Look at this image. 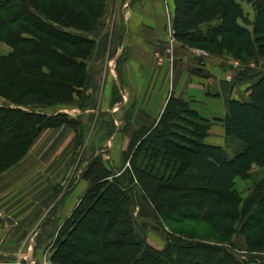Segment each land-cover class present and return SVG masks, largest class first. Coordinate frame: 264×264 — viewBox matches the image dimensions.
<instances>
[{"label": "trees", "instance_id": "trees-1", "mask_svg": "<svg viewBox=\"0 0 264 264\" xmlns=\"http://www.w3.org/2000/svg\"><path fill=\"white\" fill-rule=\"evenodd\" d=\"M106 3L0 0V44L12 49L7 56L0 55V96L16 105L45 107L71 105L76 96L82 97L90 84L88 62L96 47V41L84 33L100 29ZM173 3L172 28L178 41L189 45L216 43L222 33L206 40L201 29L222 18L240 44V54L245 51L249 57L257 53L255 38L248 29L251 22L234 3ZM253 25L256 34L264 33V0L256 6ZM227 108L223 120L214 121L222 122L227 138L240 142L242 148L232 157L226 148L204 143L213 120L200 116L188 101L171 97L158 124L136 135L141 134L130 152L129 169L114 172L115 168H108L101 157L90 162L83 173L89 187L57 232L51 264H204L199 261L202 258L209 259L208 264L253 263L242 260L234 237L244 238L248 253L264 254V180L255 186L243 208L233 194L237 177L247 176L254 165L264 168V161L253 154L256 150L264 155V74L252 86L248 101L232 99ZM185 113L199 121L190 125L193 147L176 141L174 130ZM65 125L79 129L68 114L0 106V174L27 154L41 133ZM142 150H150L154 159L163 151L166 159H180L182 166L165 176L149 167L131 165ZM133 189L143 193L154 207L186 205V213L180 214L178 222L206 224L222 241L189 240L175 234L163 249L152 247L136 231ZM205 193L211 195L206 200L202 198ZM85 222L94 226L93 234L83 232ZM69 225L72 227L67 230ZM87 238L95 245H87Z\"/></svg>", "mask_w": 264, "mask_h": 264}, {"label": "crops", "instance_id": "crops-1", "mask_svg": "<svg viewBox=\"0 0 264 264\" xmlns=\"http://www.w3.org/2000/svg\"><path fill=\"white\" fill-rule=\"evenodd\" d=\"M138 1L133 8L124 10L126 34L117 52L107 50L105 34L94 38L100 29L91 34L96 47L90 59L86 107L80 111V114L85 113L88 125L86 150L90 153L92 145L93 153L106 152L111 167L122 170L128 162L129 141L150 129L169 99L175 97L188 101L203 118L213 120L204 143L224 147L228 152L231 149L225 128L221 121L214 120H223L227 115L228 101L249 100L250 90L260 77L252 74L256 68L252 69V64L245 66L228 54L221 57L209 53L210 56L205 57L197 48L199 46L181 42L176 45L173 57L165 56L164 64L159 65L156 54H165V47L159 40L164 42L167 36L166 11L153 0ZM172 7L169 11L173 17ZM6 48L10 53L11 49ZM118 102L121 103L120 112L113 109L118 108ZM66 108L33 105L22 109L43 110L50 114L66 111L74 118L79 107ZM116 123L120 127H116ZM76 144L77 133L71 126L44 131L18 163L0 174V264H16L17 254L21 252L29 253L24 260L33 261V251L38 261L34 264H41L38 258L43 244H33L31 238L35 239V234L41 236L45 229L46 241L48 225L44 224L45 220L55 212L53 217L61 222V227L87 187L79 173L76 178L74 176L78 170V162L74 164V159L80 153ZM238 239L241 240L236 242L237 252L248 253L244 238Z\"/></svg>", "mask_w": 264, "mask_h": 264}, {"label": "rangeland", "instance_id": "rangeland-1", "mask_svg": "<svg viewBox=\"0 0 264 264\" xmlns=\"http://www.w3.org/2000/svg\"><path fill=\"white\" fill-rule=\"evenodd\" d=\"M153 1L157 2L158 7L161 4V8H164V10L166 11L165 12V18H166L165 25H166L167 36H166V39H164V42L162 41L163 39L159 40L160 44L163 43L162 47L163 46L165 47V54H162V53L156 54L157 63L159 62L158 64L162 65L165 62V59H164L165 56H169L170 59L173 57L176 45L180 41L176 39L172 31L173 17L169 9L173 8L172 6H174L173 0H153ZM225 1L234 3L235 7L240 9L242 14L250 20L251 25L248 27V29L252 32L255 38V46H256V52H257L255 56L247 57L248 54L245 51L244 53H242V55L240 54L241 46L238 43L236 37L227 31L222 18L216 19L215 21H213L212 23H210L209 25L201 29V33L203 34V36L204 35L206 36V40H210V38L214 39L216 37L217 32L222 33V36L220 34L218 38L216 39V43L205 44V45H193V46L195 47L199 46L197 48L201 49L200 53L203 54L205 57H209L210 56L209 53H211V55L214 54V55H219L221 57H225V55L228 54L233 58L235 57L236 60L242 62V64H244L245 66H249L250 64H252L251 68L252 69L253 67L256 68V69H253L254 70V72H252L253 75L254 73H256L255 75L264 74V33L256 34L254 32V25H253L256 19V6L261 0H225ZM135 2L138 3L139 1L138 0H107L106 11H105L104 17L100 21L101 24L99 25V28H100L99 34L97 37H94L95 39H97L99 38V35L101 33L105 34L107 38L106 41L109 47V49L107 50H111V51L113 50L117 52L118 46L119 48H121L120 42L123 41L124 34H126V31L124 29V20H125L124 10L133 8V5ZM84 34L86 37L93 39V37H91V34H94V32H91V33L86 32ZM120 36H123L121 41H120ZM196 36H198L197 33H196ZM207 36H209L210 38L207 39ZM0 45H2L0 47V50H1L0 55L7 56L9 53L7 52L6 46L9 47L10 49L11 47L8 46L6 43H1ZM186 45H189V44H186ZM90 62L91 60H89L88 62L89 73H90ZM88 88L86 89V93L82 97L76 96L77 98L75 102L77 104L70 105V106H64V107H67L66 109H70V108L76 109L77 107H79L77 110L79 113L72 112V114L75 113L74 118L71 117L68 113H66V111L61 112L64 114H68V116L76 120L77 124L79 125L78 131H76L75 129V132L77 133L76 148L77 147L79 148L80 153L79 155H77V159L76 160L74 159V164L75 162H78V166H76L78 170L76 171L74 176L76 178V176H78V173H79L80 175L79 177L81 178V180L85 181V184L87 186L86 190L89 187V181L84 179L83 173L85 172V168L88 166L90 162L94 160H99L98 158L101 157L104 160V164L106 163V166H108V168L111 167L110 162H108L109 160H107L106 152H103L104 155H102L103 153L100 154L99 151L93 153L91 149L92 145L90 147V153L89 151L86 150V146L88 145V142H87L88 125L85 121V113L80 114V111H84L86 107L85 100L87 99ZM0 100H2L1 101L2 103H0V106L8 105L9 107H14L18 109L23 108L22 105H16L14 103H11L9 102V100H6L5 98L1 96H0ZM120 105L121 103L118 102V108L114 107L113 109H115L117 112H120V108H119ZM52 108H55V106ZM164 110L160 114L158 121L154 125H152L150 128H153L154 126L158 124L159 120L164 114ZM41 112L46 113V111H43V110ZM47 114L52 115L48 112ZM123 114L125 117V113ZM183 117L181 118V121L178 122L177 129L174 130L175 132H177L176 141L184 146L193 147V145L190 142H192L194 136L191 133L192 131H191L190 125L196 124L199 121L197 120V118L187 113L183 114ZM119 123H116V127H120L118 125ZM209 129H210V126L208 130ZM140 136L141 134L138 136L135 135V137L131 141H129V145L126 151L127 157H128V160L127 159L126 160L128 162H126V165L124 166V168H122L123 170L130 168V161H131L130 152L132 151L134 147L135 141ZM230 142H235V143H230ZM237 142H238L237 140L232 139V138L229 139V143L227 142L228 146H230V149H231L227 152L230 157H232L235 154V152H237V150L239 151L242 148L241 144ZM233 144H239L240 147L234 148ZM253 154L256 157L261 158L262 161H264V155H262L260 152L258 151L256 152L255 150ZM177 157L178 156H176L175 158ZM133 164L139 165L142 167H149L155 173L157 172L156 174L165 175V176L175 174L182 166V162L180 159L178 160L166 159L163 151H161V154L158 158L154 159L151 156L150 150H147V151L142 150L139 156L134 158V160H132L131 165ZM113 171L115 172V171H120V170L119 168L117 169L115 168ZM116 173L118 174V172ZM262 180H264V168L258 167L255 165L249 171L247 176L242 175V176H239L235 180V188H234L233 194L237 195L239 206L241 208H243L244 206L242 204L250 197V194L252 193V191H254L255 186L259 182H262ZM210 196H211L210 193H205L202 196V198L206 200ZM132 200H133L132 214H133V218L135 222L136 231L140 237H142L149 245H151L154 248H157L160 250L163 249L166 246V244H168L167 239H169L170 236L175 237L176 235L180 237H185L189 240L190 239L203 240V241H208V242L212 241V242H217V243L222 241L221 237L216 236L214 232H210V230L208 229L209 227L206 224L205 225L203 223L200 224V222L183 223V224L181 222L180 224V222H178V218L180 217L181 213H186V210L184 209L186 208L185 207L186 205L176 206V207L174 206L173 207H166V206L154 207L148 201V199L143 195V193H141L138 189L132 190ZM253 211H255V208L253 209ZM54 215H55V212H53L51 216H49L47 220H45L44 222L46 226L48 225V228L46 230V241H44L45 236H43L45 229L42 230L43 234L41 233L42 234L41 236L35 234V239H34V236L31 238V240H33V244H36V245L43 244L42 253L40 254L41 257L38 258L41 264H51L50 259L55 249L54 247L56 244L55 242L57 238V232L63 226V224H65L66 220L68 219L67 218L65 221H63L62 226L59 227L61 222L56 221L55 218L53 217ZM71 227H72L71 225L67 226V230H70ZM82 229H83V232L87 234L88 233L93 234L95 232L94 226L87 225L86 222L82 224ZM170 232H173V234H171ZM37 233H38V230H37ZM76 238L80 240V237L78 235L76 236ZM238 238L234 237L235 247H237L236 242L241 240ZM86 241H87V245H95V241L91 238H87ZM70 245L73 246L74 248H77V247L81 248V246H74L72 243ZM197 251L193 250L192 252L196 253ZM199 252H202V251H199ZM240 254L243 256L242 257L243 261L247 262L249 260H253L254 262L264 264V254H254V255H251L249 253H240ZM28 255L29 253L23 254V252L17 254V258H16L17 264L18 263L19 264H34V262H38L36 260L37 259L36 252L33 251V258H35L36 261L35 260L33 261L24 260L23 259L24 256H28ZM199 261L203 262L204 264L209 263V259H206V258H202ZM35 264H38V263H35Z\"/></svg>", "mask_w": 264, "mask_h": 264}, {"label": "built area", "instance_id": "built-area-1", "mask_svg": "<svg viewBox=\"0 0 264 264\" xmlns=\"http://www.w3.org/2000/svg\"><path fill=\"white\" fill-rule=\"evenodd\" d=\"M172 31H173V28H172ZM173 35H174V31H173ZM159 63V62H158ZM17 264V263H16ZM19 264V263H18Z\"/></svg>", "mask_w": 264, "mask_h": 264}]
</instances>
